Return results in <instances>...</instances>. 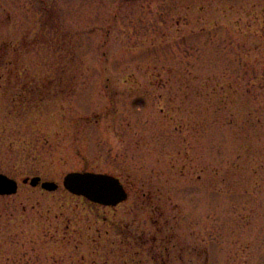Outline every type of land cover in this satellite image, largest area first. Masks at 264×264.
Instances as JSON below:
<instances>
[{
	"label": "rangeland",
	"instance_id": "1",
	"mask_svg": "<svg viewBox=\"0 0 264 264\" xmlns=\"http://www.w3.org/2000/svg\"><path fill=\"white\" fill-rule=\"evenodd\" d=\"M0 49V264H264V0H0Z\"/></svg>",
	"mask_w": 264,
	"mask_h": 264
},
{
	"label": "water",
	"instance_id": "2",
	"mask_svg": "<svg viewBox=\"0 0 264 264\" xmlns=\"http://www.w3.org/2000/svg\"><path fill=\"white\" fill-rule=\"evenodd\" d=\"M41 177L25 178L22 183L36 187L39 184L48 191H55L59 185L55 181H41ZM63 184L70 192L85 196L89 201L103 206H117L128 198V192L121 181L114 175L96 172H69ZM19 182L0 172V195L17 193Z\"/></svg>",
	"mask_w": 264,
	"mask_h": 264
},
{
	"label": "trees",
	"instance_id": "3",
	"mask_svg": "<svg viewBox=\"0 0 264 264\" xmlns=\"http://www.w3.org/2000/svg\"><path fill=\"white\" fill-rule=\"evenodd\" d=\"M28 43V42H27ZM13 50L17 49L16 44L11 45ZM2 49V48H1ZM0 49V51H1ZM4 50V49H3ZM6 51H9L8 49L5 50V54ZM2 54V52H0V55ZM13 60V59H12ZM2 63H3V59H2ZM17 63V62H15ZM5 63H3L4 65ZM9 64V63H7ZM18 64H16L15 66H17ZM22 85V84H21ZM32 85V84H31ZM51 86V85H50ZM49 86V87H50ZM48 86H42V85H33V86H24L23 88H20V91L18 92V94L13 98L12 102H14V104L18 105V107L22 110H26V108H30V106H32V104L36 101H43L46 99L47 97V92H48ZM36 109V108H35ZM39 109V108H38ZM37 109V110H38Z\"/></svg>",
	"mask_w": 264,
	"mask_h": 264
},
{
	"label": "flooded vegetation",
	"instance_id": "4",
	"mask_svg": "<svg viewBox=\"0 0 264 264\" xmlns=\"http://www.w3.org/2000/svg\"><path fill=\"white\" fill-rule=\"evenodd\" d=\"M126 188H128V190H129V187L128 186ZM117 207H113V208L116 209ZM208 263H209V256H208Z\"/></svg>",
	"mask_w": 264,
	"mask_h": 264
}]
</instances>
